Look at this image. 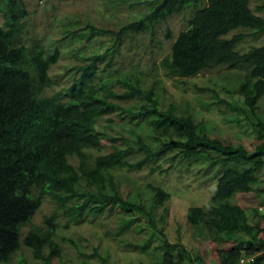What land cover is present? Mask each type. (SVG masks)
Instances as JSON below:
<instances>
[{
    "label": "trees",
    "instance_id": "trees-1",
    "mask_svg": "<svg viewBox=\"0 0 264 264\" xmlns=\"http://www.w3.org/2000/svg\"><path fill=\"white\" fill-rule=\"evenodd\" d=\"M1 1L4 23L0 26V264L9 263L21 245L40 264H51L54 258L62 256L54 238L61 218L79 225L84 214L96 218L108 210L121 213L118 232L130 228L138 220L137 215L152 227L142 242L125 238L127 247L143 253L156 238L160 240V248L155 247L149 253L158 257L160 264H204L199 256L192 258L184 248L171 245L164 235L161 234L162 238L156 235L154 211L169 199L167 192L147 185L151 202L146 205L142 200L147 194L144 190L135 197H124L114 175L124 168L142 169L170 154H175L168 158L171 162L177 156L191 160L213 155L209 159L222 168L208 204L189 208L186 216L187 223L198 234L203 231L207 239L222 245L217 251L218 264H239L247 259L250 260L246 264H264V228L250 225L246 212L232 202L238 193L253 192L260 198L253 216L264 218L258 210L264 209V188L260 189L263 182L258 178L264 168V120L257 114L258 102L264 96V44L240 54L236 47L245 35L226 38L237 29L264 33V18L249 7L252 0H159L148 14L117 32L88 24L85 30L111 34L115 37L114 44L104 54L95 55L89 63L75 68L79 75L68 87L45 97L41 94L56 83L49 70L57 62L59 52L46 56L39 41L22 43L24 7L17 0ZM202 1L203 7H198ZM189 8L195 11L188 29L177 35L169 55L160 64L179 79L193 78L222 66L235 70L247 67L237 89L241 107H233L216 95L215 98L249 120L257 141L252 151L209 137L190 114L179 113L171 105L162 109L155 93L144 90L138 77L95 81L98 65L114 52L123 36L153 29L156 23ZM258 10L264 11V0ZM78 37L79 41L85 38ZM116 83L122 85V92L113 90ZM136 99H145L147 103L137 108L119 104ZM113 115L120 119L125 115L144 117L151 127L155 147L137 137L135 144L141 157L136 163H129L128 152L117 147L94 158L88 153L100 148L97 121ZM107 120L112 122L110 118ZM231 121L240 123L237 117ZM155 169L158 168L151 169V173ZM46 198L53 201L54 211L21 241V229L32 221ZM73 198L76 200L70 203ZM135 231L139 233L140 229L137 227ZM94 256L101 264H109L105 256L99 253ZM19 262L25 264L22 259Z\"/></svg>",
    "mask_w": 264,
    "mask_h": 264
},
{
    "label": "rangeland",
    "instance_id": "rangeland-1",
    "mask_svg": "<svg viewBox=\"0 0 264 264\" xmlns=\"http://www.w3.org/2000/svg\"><path fill=\"white\" fill-rule=\"evenodd\" d=\"M17 1L23 5L26 12L21 20L24 31L20 41L24 44L39 41L46 56L59 52L57 62L49 70L50 77L56 83L44 93L51 96L68 87L72 80L78 77L75 68L89 63L95 55L104 54L114 44L115 37L111 34L100 35L85 30L88 24L99 30L117 32L148 14L159 0ZM203 5L204 1L200 2L198 7ZM261 5L262 0H252L249 7L255 15L264 18V11L258 10ZM3 7L4 4L0 0V26L4 23ZM194 11V8L186 9L156 23L153 29L123 36L114 52L107 55L98 65L99 72L95 81L98 83L124 77H138L144 90H152L155 93L162 109L171 105L179 113L190 114L209 137L235 146L241 145L252 151L257 141L249 120L230 107L218 103L215 98L216 95L233 107H241L242 98L237 94V89L247 74V67L235 70L222 66L193 78L179 79L171 76L160 64L161 60L169 55L177 35L188 29ZM168 33L169 38L166 37ZM239 34L245 35V39L236 47L240 54L264 44V33L254 34L247 29L234 30L226 38ZM79 35L85 38L79 41ZM112 88L117 93L124 90L122 85L117 83ZM146 103L145 99L119 102L124 108H137ZM257 107V114L264 120V96L259 100ZM236 117L240 123L231 121ZM108 118L112 122L108 121ZM250 120L252 121V118ZM95 129L100 139V148L97 151H88L92 158L109 154L113 147H117L128 152L129 163H136L141 157L135 144L137 137H142L146 143L155 147L156 140L144 117L130 118L125 115L120 119L115 115L107 116L97 121ZM173 156L175 154L167 155L139 170L124 168L115 171L120 192L124 197H135L144 190L147 194L142 200L147 205L151 202V192L146 188L147 185L162 188L169 194V199L154 211L156 235L160 238L164 235L171 245L184 248L192 258L199 256L204 264H218L217 251L222 245L207 239L203 231L198 234L197 230L187 223L186 216L189 208L205 207L208 204L222 168L217 161L209 159V156L213 155L191 160L177 156L171 162L168 158ZM70 162L76 165L74 160L71 159ZM156 167L158 169L151 173V169ZM258 178L263 182L260 186L262 189L264 168ZM75 200L76 198H73L69 202L73 203ZM232 202L246 212L250 225L264 228V218L253 216V210L260 206V198L256 194L238 193ZM53 211V201L44 199L32 221L21 229L20 240L22 241L33 227L41 226L44 217ZM260 213L264 214V209ZM120 216L121 213L117 210L105 211L96 218L84 214L79 225L61 218L57 222L54 238L61 247L62 256L61 259L54 258L51 264H101L94 256L95 253L105 256L109 264H160L159 258L149 253L155 247L160 248L159 239L153 238L147 251L143 253L127 247L124 243L125 238L132 242H142L152 230L148 221L137 215L138 220L134 221L130 228L118 232ZM137 227L140 229L139 233L135 231ZM173 254H176V250ZM19 259L25 264H40L23 245L7 264H20Z\"/></svg>",
    "mask_w": 264,
    "mask_h": 264
},
{
    "label": "clouds",
    "instance_id": "clouds-1",
    "mask_svg": "<svg viewBox=\"0 0 264 264\" xmlns=\"http://www.w3.org/2000/svg\"><path fill=\"white\" fill-rule=\"evenodd\" d=\"M41 96H42V97H45V96H47V95H45V94H44V92H43V93L41 94ZM258 210H259V209H258ZM259 211H260V210H259ZM249 260H250V259H247V260H245V261H246V263H248V262H249ZM246 263H244V264H246ZM239 264H240V263H239Z\"/></svg>",
    "mask_w": 264,
    "mask_h": 264
},
{
    "label": "built area",
    "instance_id": "built-area-1",
    "mask_svg": "<svg viewBox=\"0 0 264 264\" xmlns=\"http://www.w3.org/2000/svg\"><path fill=\"white\" fill-rule=\"evenodd\" d=\"M259 210L262 211V208H259ZM244 263H246L245 260H241V261H240V264H244Z\"/></svg>",
    "mask_w": 264,
    "mask_h": 264
}]
</instances>
